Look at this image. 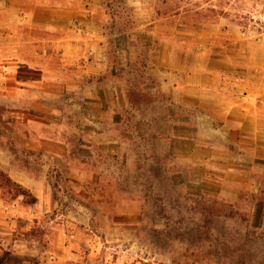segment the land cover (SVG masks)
I'll return each mask as SVG.
<instances>
[{
	"label": "rangeland",
	"instance_id": "1",
	"mask_svg": "<svg viewBox=\"0 0 264 264\" xmlns=\"http://www.w3.org/2000/svg\"><path fill=\"white\" fill-rule=\"evenodd\" d=\"M14 3L54 9L80 48H46L40 79L11 81L0 64V205L13 222L0 224L11 233L0 264H20L23 251L26 264H54L69 247L93 251L90 264H264V208L250 199L264 161L206 113L171 102L149 53L162 41L196 46L184 14L195 5L211 21L199 29L224 23L262 42L264 0ZM52 35L40 37L48 46ZM92 41L106 43L108 72L92 63Z\"/></svg>",
	"mask_w": 264,
	"mask_h": 264
},
{
	"label": "crops",
	"instance_id": "2",
	"mask_svg": "<svg viewBox=\"0 0 264 264\" xmlns=\"http://www.w3.org/2000/svg\"><path fill=\"white\" fill-rule=\"evenodd\" d=\"M14 1L0 0V64L7 63L9 66L7 77L11 81H18L24 74L40 79L43 73L39 70L44 69L46 48L71 56L80 46L75 45L72 51L71 35L61 36V24L54 9L38 4L19 5ZM194 29L199 41L192 50L185 51L174 47L173 43L162 41L149 52L155 56L153 67L163 73L164 93L183 111L195 112L198 109L206 113L212 121L220 123L224 135L238 151L255 162L264 161V41H249L238 29L224 23ZM45 31L53 34L48 46L46 39L40 37ZM88 48L92 63L99 62L101 58L99 71L108 72L110 65L106 43L92 41ZM18 65L29 73H19ZM105 74L92 75L91 78ZM188 136L183 135L181 141L191 143ZM46 153L56 155L58 151ZM43 208L46 206L43 205ZM7 214L0 205L1 225L13 223L7 220ZM0 234V258H3L10 251L2 234L7 236L11 233L5 226L3 230L0 227ZM19 256L20 264H26L24 251ZM54 256L57 258L54 264H72L79 259L82 264H90L94 253L89 250L74 252L69 247L58 249ZM5 264H9L8 259H5Z\"/></svg>",
	"mask_w": 264,
	"mask_h": 264
},
{
	"label": "trees",
	"instance_id": "3",
	"mask_svg": "<svg viewBox=\"0 0 264 264\" xmlns=\"http://www.w3.org/2000/svg\"><path fill=\"white\" fill-rule=\"evenodd\" d=\"M201 6L199 5H195L194 6V9L192 10H186L184 12L185 14V18L187 19H192V22H191V27L192 28H195L199 25H203L205 23H211V21H207V19L205 18L206 16H203L202 13H201ZM175 15H178V13H176ZM126 29V28H125ZM261 167H263L264 169V165H259ZM9 182H11L9 180ZM262 184V187L258 190V192L256 193V195H251V200L255 201V205H256V208L259 207L260 209H263L264 208V178H263V183ZM12 185H14L17 189H19L20 191L22 190V188L15 184V183H12ZM22 192V191H21ZM20 195H23L22 193Z\"/></svg>",
	"mask_w": 264,
	"mask_h": 264
}]
</instances>
